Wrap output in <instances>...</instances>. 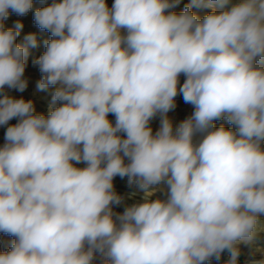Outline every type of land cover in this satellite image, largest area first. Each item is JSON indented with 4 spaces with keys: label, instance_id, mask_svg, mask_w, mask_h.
Masks as SVG:
<instances>
[{
    "label": "clouds",
    "instance_id": "9594fccd",
    "mask_svg": "<svg viewBox=\"0 0 264 264\" xmlns=\"http://www.w3.org/2000/svg\"><path fill=\"white\" fill-rule=\"evenodd\" d=\"M178 2L37 9L52 36L34 61L37 87L56 86L43 115L4 91L27 88L36 37L18 44L23 25L3 21L33 0H0V126L18 118L0 147V232L15 237L0 264H93L97 254L102 264H206L225 250V264H239L237 245L264 231V0L169 11ZM193 6L213 11L201 19ZM178 94L194 111L174 130L167 114ZM221 119L233 128H216ZM116 176L144 193L122 214L112 211L124 199ZM156 191L166 198L151 200Z\"/></svg>",
    "mask_w": 264,
    "mask_h": 264
},
{
    "label": "rangeland",
    "instance_id": "374dc122",
    "mask_svg": "<svg viewBox=\"0 0 264 264\" xmlns=\"http://www.w3.org/2000/svg\"><path fill=\"white\" fill-rule=\"evenodd\" d=\"M232 2H236V0H232ZM52 3V0H33V6L29 10V12L23 16L17 15L16 13L9 10V16L7 19L3 21V26L5 29H14L17 22L23 25L20 29V34L16 38V43L24 45L26 44L25 37L29 34H34L36 37V46L29 47L28 55L26 57V67L24 72V79L28 81L27 88L20 92L17 89H9L7 86L4 91H6L10 96L19 99L23 98L26 101H31L34 106V114H43L48 115L49 106L52 104V94L55 91L56 86H49L45 90H40L37 87L38 82L43 78V74L41 73L39 66L34 64V61L37 60L46 50V41L52 39L51 33L47 30H42L34 21V13L37 9L46 7ZM106 3L109 8H111L114 0H106ZM191 4V0H179L178 4L169 11H173L177 14H180L184 11L186 6ZM219 11L220 9L217 8ZM191 11L197 15L199 18H203L204 16L210 14L213 9L209 7H196L193 6ZM186 77L181 74L179 77V84L182 85ZM2 96V93H0ZM175 108L168 112V117L172 121L173 129L175 128L186 118H188L194 111V106L188 103H185L183 100L182 94H178L175 97ZM61 106V102L57 101L54 107ZM113 124H115V116L113 114H109L108 117ZM160 116L157 115L154 117L150 123L149 127L152 129L153 134L160 128ZM18 123V118H13L9 121L8 125L0 126V147H2L5 143V133L6 129L10 125H14ZM224 126L225 128L231 129L233 126L227 122L225 119L215 121V127L219 128ZM123 135V134H121ZM200 137L198 136L197 139ZM264 147V145H262ZM127 162V159H126ZM76 167L83 168L86 166L84 163L76 164L73 162ZM114 191L122 196L124 199L119 205H112V211L116 214H122L125 210V207L131 206L135 203L143 202L144 193L138 190L135 185L129 186L128 177L121 178L120 176H116L113 179ZM161 188L166 187L165 185H161ZM132 193H136L132 195ZM165 199V194L162 191H156L154 195L150 197L151 200L155 199ZM115 218V217H114ZM262 223H264V217L261 218ZM15 237L8 235L6 233L0 232V252H5L10 250L11 245ZM7 246V247H6ZM9 249H6L8 248ZM239 248L240 255L238 257L239 264H257V262L264 260V231H259L254 240L251 243H240L237 245ZM230 258V253L225 250L220 259L217 260L212 258L207 261L206 264H225ZM93 264H102V258L99 254L95 256L93 260Z\"/></svg>",
    "mask_w": 264,
    "mask_h": 264
},
{
    "label": "bare ground",
    "instance_id": "6f19581e",
    "mask_svg": "<svg viewBox=\"0 0 264 264\" xmlns=\"http://www.w3.org/2000/svg\"><path fill=\"white\" fill-rule=\"evenodd\" d=\"M1 140V139H0ZM7 247V246H6ZM6 249H9V247L8 248H6Z\"/></svg>",
    "mask_w": 264,
    "mask_h": 264
}]
</instances>
